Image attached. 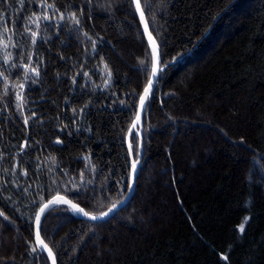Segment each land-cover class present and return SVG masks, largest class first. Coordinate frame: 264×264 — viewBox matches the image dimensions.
Wrapping results in <instances>:
<instances>
[{
    "label": "trees",
    "instance_id": "trees-1",
    "mask_svg": "<svg viewBox=\"0 0 264 264\" xmlns=\"http://www.w3.org/2000/svg\"><path fill=\"white\" fill-rule=\"evenodd\" d=\"M141 5L168 67L144 114L134 196L99 223L56 207L42 235L59 264H264V0ZM56 9L74 12L80 28L41 20L31 25L36 44L21 35L27 17ZM0 14L16 29L0 40V63L3 45L19 42L7 51H23L19 63L40 72L9 68L0 80V94L9 93L0 100V210L9 217H0V264H50L29 247L34 201L64 195L100 215L125 198L127 136L152 51L132 0H55L47 9L6 0ZM78 188L92 199H77Z\"/></svg>",
    "mask_w": 264,
    "mask_h": 264
},
{
    "label": "snow or ice",
    "instance_id": "snow-or-ice-1",
    "mask_svg": "<svg viewBox=\"0 0 264 264\" xmlns=\"http://www.w3.org/2000/svg\"><path fill=\"white\" fill-rule=\"evenodd\" d=\"M6 0H0V4L5 3ZM25 0H16V3L20 4L21 6L24 4ZM29 3L34 2V0H28ZM40 7L41 8H45L47 9L48 7H54L55 6V0H52V3L49 4L48 0H38ZM132 2L135 4V8L140 12V17L141 19L144 18L145 16V12L144 9L141 6V0H132ZM87 3L91 4L92 0H87ZM81 15H83V8L80 9ZM59 17V20H56V17ZM27 19L29 20V25L27 27L24 28L23 33H21V35L23 34H27L31 37L30 43L32 44H36L37 40L39 38V31L33 30V28L31 27V25L35 24L37 26V28L39 27V24L41 22V20L43 21H48L50 22L51 26L59 31L61 26L66 24L68 21H71L76 28H80V18L76 17L74 12L69 13L67 16L65 15V13L60 12L59 9L55 10V14L54 15H48L47 12L45 11V13L42 14V16L36 17L35 14H33L32 17H27ZM47 26V25H46ZM148 25L145 24V30H147ZM70 31V30H69ZM82 31V29H81ZM9 32H12L13 35L16 34V29H15V25H12L11 27L8 26V18L6 14H0V40L5 39L8 35ZM85 36H87V33H84ZM148 38L149 40L152 42L153 44V49H152V57H153V61L151 63L150 68H146L145 71L151 72V76L153 78H155L156 80H159L163 77L164 75V68L168 67V64L165 63L163 68L161 67V60H160V53L158 51V45L156 44L155 39L152 37L151 32H149L148 34ZM89 39H91L89 37ZM92 46H93V51H95V42H92ZM9 47H15V48H19L20 44L19 42H13L11 44H4L3 48L5 51V55L2 58V63H0V80H4L6 81L8 79V75H10V73H8V69L12 68V69H20V68H25V69H30L31 73H33L36 77H39L40 72H39V66H35L33 67L30 64H21L19 63L20 60L24 59V53L23 51L17 53L16 55H13L12 53L8 52L7 49ZM9 56H12L13 58L10 60ZM31 57H29L30 59ZM181 58H183V54H181ZM172 63H177V61H173ZM5 73H8V75H5ZM87 73H84V76L87 77ZM29 75L28 72H25L24 75V79L27 80L29 79ZM73 83H75V78H73ZM107 86V85H105ZM19 87H23V85H19ZM154 87L153 81L149 80L148 86L144 89L143 95H141L139 97V108L140 110L143 112L146 109V105L148 104L149 101V97H150V93L152 91ZM8 90L4 89L3 93L0 94V100L3 99V96L8 95ZM15 94V93H13ZM123 105V101L120 102ZM81 111H83L81 109ZM73 112L75 113V110H73ZM24 124L27 125L28 124V119L24 118ZM140 122V115L136 116V123L132 124V128L135 129L137 127V123ZM129 135H131V133H129ZM136 141H137V149H136V157L131 159L130 161H128L129 163V168H130V183L127 185V192L129 193L128 196L125 197V201L131 199V193H133L135 191V188L133 187L134 183H135V177L137 175L138 172V164L140 163V154H141V149H142V143H141V137L139 136V134H137L136 137ZM57 143H61V141L57 140ZM28 147L27 144V140H25V143L21 146L20 151L23 152L24 148ZM128 153L131 155L132 152V143L129 142L128 143V149H127ZM0 159H3V155L0 154ZM15 160V158H13ZM19 166V162H16L14 164V167ZM39 169H37L38 171ZM23 175H27V170H23L22 173ZM55 182V181H53ZM5 183H8L7 181ZM81 183H83V180H81ZM18 187V185H17ZM4 190V186L0 185V192H3ZM77 199H92L91 195L89 194V191L87 188H83V189H77V195H76ZM10 199V197L8 198ZM125 201H121V204L119 206H122L123 203ZM34 203H36L37 207L39 208V213L35 215L34 220H35V225H36V231H35V237H36V242L39 244V250L37 249L36 246H33V244L31 242H29V247L31 250V253H37L39 251V253L41 255H43V253L47 252V256L51 257V264H57V259L56 256L53 254L52 248H50L48 246L47 243H45L41 238H40V223H41V216L45 213L46 209H49V203H45L43 206H40L39 202L34 201ZM53 203V202H50ZM54 203L57 204H67L70 206L71 211L73 214H81L83 217L88 218L91 221H98V220H104L106 218L109 217L110 214L114 213V210L118 209V205L117 204H113L111 208H109L106 212H102L99 216L97 215H92L89 212L85 211L84 208L80 207L78 204H74L72 203L71 200H67L64 197H57L54 201ZM0 217H3L4 220H9V217L7 215H5V213L0 210ZM33 217H29V227H31V221H32ZM247 222V220H245V223ZM239 231L241 233L244 232V225L242 224L240 226ZM40 259V256H37V260ZM225 260H227V257H224Z\"/></svg>",
    "mask_w": 264,
    "mask_h": 264
},
{
    "label": "water",
    "instance_id": "water-1",
    "mask_svg": "<svg viewBox=\"0 0 264 264\" xmlns=\"http://www.w3.org/2000/svg\"><path fill=\"white\" fill-rule=\"evenodd\" d=\"M133 4H134V3H133ZM141 6H142V5H141ZM134 7H135V4H134ZM135 11H136L137 17H138V19H139L141 29H142L144 35L146 36V38H147V40H148V42H149V44H150L151 51H152V49H153V44H152V42H151V41L149 40V38H148V34H149V32H151L152 37L155 39L156 44L158 45V51H159V53H160V60H161V46H160V44H159L158 39L156 38V36H155V35L153 34V32L151 31V29H150V27H149V24H148V22H147L146 16H144V18L141 19V17H140V12H139L136 8H135ZM145 24L148 25L147 30H145ZM149 80H152V81H153V84H154V87H153V89H152V91H151V93H150V97H151L152 94H153V92H154L155 86H156V84H157V80H156L155 78H153L152 76H150V79H149ZM148 83H149V81H148ZM148 83H147L146 87L148 86ZM146 87H145V88H146ZM143 92H144V91H143ZM142 95H143V93H142ZM150 97H149V98H150ZM146 107H147V105H146ZM145 111H146V109L142 112V111L140 110V108H139V104H138L137 115H140V122L137 123V127H136L135 129H133L132 126H131V128H130V130H129V133H131V135H132L134 132H135L136 134H139V136L141 137V143H142V149H141V154H140V163L138 164V172H137V175H136V177H135V183H134V185H133V187H134L135 189H136L137 177H138L139 170H140V167H141V165H142L143 156H144V153H143V152H144V148H143V133H144V114H145ZM137 115H136V116H137ZM133 123H136V117H135V120H134ZM129 133H128V136H127V147H128V143L130 142V139H131V135H129ZM133 158H134V156H133V152H131L130 159H133ZM134 193H135V191H134L133 193H131V199L125 201V198H124V199L122 200V201H125V202L123 203L122 206H119V205L121 204V201H120L119 203H117V205L119 206L118 209H117V210H114V213H113V214H110L109 217L106 218V219H104V220L91 221V220H89L88 218L83 217L81 214H78V215L80 216V218H82V219H84V220H86V221H89V222H93V223H99V222L106 221V220L110 219L115 213L119 212V211L122 210L124 207H126L127 204L132 200V198H133V196H134ZM128 195H129V193H127L126 196H128ZM126 196H125V197H126ZM57 197H64V198L67 199V200H71L72 203H74V204H78L77 202L73 201L72 199H70V198H68V197H66V196H64V195H55V196H53V197H51V198L45 200V201L40 205V206H43L45 203H49V209H46V210H45V213L41 216V223H40V238H41L45 243H47V244H48V242L46 241V239L44 238V236L42 235V232H41V226H42V222H43L45 216H46L51 210H53V209L56 208V207H59V206H68V207H70V206L67 205V204H62V203H61V204H57V203H54V201H55V199H56ZM50 202H53V203H50ZM78 205H79V204H78ZM79 206L82 207L81 205H79ZM82 208H83V207H82ZM85 211H86V210H85ZM87 212H88V211H87ZM38 213H39V208H38L36 214H38ZM36 214H35V215H36ZM90 214H91V213H90ZM92 215H93V214H92ZM97 216H99V215H97ZM35 231H36V225H35V220H34V222H33L34 239H35V245H36L37 249L39 250V247H40V246H39V244L36 242ZM48 246L50 247L49 244H48ZM50 248H51V247H50ZM52 251H53V250H52ZM43 254L48 258L49 263L51 264V257H48V256H47V252H46V250H45V252H44ZM53 254H54V252H53ZM54 255H55V254H54ZM56 259H57V258H56ZM57 264H59L58 261H57Z\"/></svg>",
    "mask_w": 264,
    "mask_h": 264
}]
</instances>
